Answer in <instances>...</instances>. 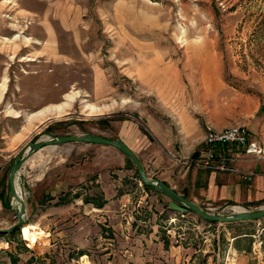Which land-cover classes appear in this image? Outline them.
Segmentation results:
<instances>
[{"label":"rangeland","instance_id":"374dc122","mask_svg":"<svg viewBox=\"0 0 264 264\" xmlns=\"http://www.w3.org/2000/svg\"><path fill=\"white\" fill-rule=\"evenodd\" d=\"M247 97L264 99V0H0V231L17 222L9 174L29 143L48 133L127 141L159 180L164 168L154 171L153 162L192 165L205 148L182 150L197 129L207 135L213 123L228 125ZM91 106L103 114L89 115ZM45 109L52 113L31 121ZM84 144L47 146L26 159L18 176L23 227L42 232L33 245L23 227L0 234V264H160L158 223L157 236L171 232L194 264L209 253V264H226L230 239L252 232L233 242L245 250L236 264H264V219L229 235L232 225L204 221L146 188L117 149L91 144L77 153ZM78 160L93 172L80 185L68 169Z\"/></svg>","mask_w":264,"mask_h":264},{"label":"crops","instance_id":"0c3cea01","mask_svg":"<svg viewBox=\"0 0 264 264\" xmlns=\"http://www.w3.org/2000/svg\"><path fill=\"white\" fill-rule=\"evenodd\" d=\"M238 109L241 112L239 117L231 119L228 125L224 127L217 126L213 123V129L222 130L227 128V126L230 127L233 125L245 126L255 140L264 144V99H262V97H247L246 103L240 105ZM231 123L235 124L231 125ZM197 130L198 133H196V138L190 140V144L193 147H184V150L181 149L184 152V155L186 153H195L205 148L204 140L206 131L202 127ZM187 138L188 136L186 135V139ZM124 143L132 149V146L127 141ZM84 145L86 147H81L77 153L82 150H89L94 146L91 144ZM220 152L233 155L237 152V148L229 146L225 149H221ZM159 154L161 155L162 153L159 152ZM139 159L142 162L147 175L150 176L149 166H147L141 158ZM82 162L78 160L77 164H75V168H73V166L71 167V164L70 168H68L70 170L75 169V179L78 180L76 185L84 184L90 179L91 176L87 177L86 174H93L91 170V162H86L85 160L83 163ZM112 163L111 159L108 160L109 168L112 167ZM104 164H106L105 168H107V162ZM181 165L177 162L170 161L163 156L159 157L156 162H153L151 167L154 171L159 168H164L163 170H159L161 174L158 175V179L164 181L178 193L196 204L212 205L216 207H254L264 204V160H257L253 157H244L236 163L235 167L239 171L251 173L252 179L250 180H246L241 176L242 174L234 172H219L198 168L194 163H192V165ZM104 177H106V175H104ZM109 177L112 178L110 175ZM68 187H70V185ZM249 223L251 222L231 223L229 225L232 226L228 227L229 229L224 228V230L231 235L230 231L234 232L236 228H238V230H241L240 228H246ZM152 227H156L153 243L155 242L156 244V260H158V263L164 264L163 261H167L169 264H194V261L188 256L189 251L186 249L187 246H176L175 242H178V240H176L174 235H171V232H169L170 235L166 237H162L161 235L157 236L162 227L159 223ZM235 235L236 236H233L230 239L232 243L229 244L227 248L230 255L226 264H236L235 254L238 255L240 252L245 251L238 247L240 246V242H238L237 245H234V241L255 237V234L247 231L239 232ZM207 249H210V245L208 244ZM206 252L208 251H205V253ZM210 257L211 254H207L204 264H209Z\"/></svg>","mask_w":264,"mask_h":264},{"label":"water","instance_id":"95a60500","mask_svg":"<svg viewBox=\"0 0 264 264\" xmlns=\"http://www.w3.org/2000/svg\"><path fill=\"white\" fill-rule=\"evenodd\" d=\"M48 139L37 140L29 143L26 150L19 153L10 169L9 174V189L12 199L19 205V210L16 213L17 222L8 229L1 230L0 234H9L17 228H22L27 221V203L18 186V176L20 174L22 165L35 152L47 146H56L66 143H87L94 145L109 146L117 149L123 155L128 157L140 176L142 184L159 191L173 203L180 207L197 214L201 219L210 223L231 224L237 222H256L264 219V208L259 210H233L229 214H216L205 211L200 205L187 199L182 194L178 193L172 187L167 185L164 181L153 180L148 177L144 166L135 152L123 141L112 140L96 134H80V135H66L56 136L48 133Z\"/></svg>","mask_w":264,"mask_h":264},{"label":"built area","instance_id":"2783aa9c","mask_svg":"<svg viewBox=\"0 0 264 264\" xmlns=\"http://www.w3.org/2000/svg\"><path fill=\"white\" fill-rule=\"evenodd\" d=\"M229 146L236 147L237 152L233 155L220 152ZM244 157L264 160V144L255 140L245 126H234L220 131L210 128L205 138V150L193 163L198 168L212 171L240 172L237 168L230 167V164ZM240 174L245 179H250L247 174Z\"/></svg>","mask_w":264,"mask_h":264},{"label":"bare ground","instance_id":"6f19581e","mask_svg":"<svg viewBox=\"0 0 264 264\" xmlns=\"http://www.w3.org/2000/svg\"><path fill=\"white\" fill-rule=\"evenodd\" d=\"M1 11H2V7H1ZM52 110L54 111V114H56L58 116H60L61 114H63L65 112L60 106H58L57 108H54ZM52 110L51 109L41 110V111L33 114L30 117V119H31V121L39 120V121L42 122L47 115L52 113ZM88 110H90L89 115H102L103 112H104V109H101L100 107H93V106H91L90 109H88ZM235 208L238 209V210H242L243 209L241 207H235ZM34 230L31 227L27 226V225L22 228V235H23L24 239L28 240L29 243L32 244V245L35 244L38 241V238H39V236L41 235V232H42V231L40 232V231H37V230L34 231Z\"/></svg>","mask_w":264,"mask_h":264},{"label":"trees","instance_id":"16d2710c","mask_svg":"<svg viewBox=\"0 0 264 264\" xmlns=\"http://www.w3.org/2000/svg\"><path fill=\"white\" fill-rule=\"evenodd\" d=\"M129 159V158H128ZM130 160V159H129ZM131 162V161H130ZM132 163V162H131ZM138 173V172H137ZM146 188H148V189H151V190H154V189H152L151 187H148V186H146V185H144ZM159 192V191H158ZM20 228H17V229H15L13 232H12V234L13 233H16L18 230H19Z\"/></svg>","mask_w":264,"mask_h":264}]
</instances>
